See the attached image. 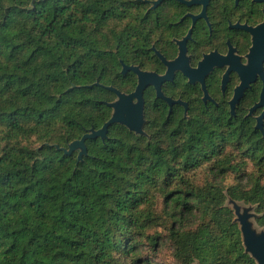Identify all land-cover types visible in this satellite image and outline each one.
<instances>
[{
	"label": "trees",
	"instance_id": "obj_1",
	"mask_svg": "<svg viewBox=\"0 0 264 264\" xmlns=\"http://www.w3.org/2000/svg\"><path fill=\"white\" fill-rule=\"evenodd\" d=\"M158 1L0 0V264H260L226 205H254L264 228L253 118L169 113L148 91L140 129L72 147L111 119L113 89L134 92L125 67L163 47Z\"/></svg>",
	"mask_w": 264,
	"mask_h": 264
},
{
	"label": "flooded vegetation",
	"instance_id": "obj_2",
	"mask_svg": "<svg viewBox=\"0 0 264 264\" xmlns=\"http://www.w3.org/2000/svg\"><path fill=\"white\" fill-rule=\"evenodd\" d=\"M164 1H168L163 12L168 26L164 45L160 50L152 46L147 67L137 66L142 71L171 76L160 84L163 97L150 83L142 91V100L149 91L154 99L165 103L169 113L179 107L184 114L193 102L206 108L222 104L232 116L244 114L242 118L251 117L254 126L262 128L264 0ZM183 51L184 57L176 65L167 64ZM186 69L196 71L187 75ZM135 75L136 90L140 79Z\"/></svg>",
	"mask_w": 264,
	"mask_h": 264
},
{
	"label": "water",
	"instance_id": "obj_3",
	"mask_svg": "<svg viewBox=\"0 0 264 264\" xmlns=\"http://www.w3.org/2000/svg\"><path fill=\"white\" fill-rule=\"evenodd\" d=\"M160 0L157 2L159 3ZM184 57V51L181 53L180 57L172 62H167L169 66H174L177 64L180 59ZM126 70H133L139 75V84L136 88V90L130 94H123L118 90L113 89L119 96V100L113 104L115 108V112L110 120H108L102 128L94 131L91 134L85 135L81 140L74 141L72 144V147L76 144H80L82 146L85 145V139L87 137L95 138L98 136H104L106 135L108 131V127L112 125L113 123H123L126 126H128L131 129L137 130L140 129L142 126L143 118H142V91L145 89L150 83L154 84L157 88L158 95L160 97H163L161 91H160V84L167 80L171 74L168 73L163 76H159L157 74L142 71L138 67H131L126 66L124 71ZM187 75H191L190 73H193L196 71V69H186L184 70ZM244 84H242L241 87H243ZM237 95L235 96V99H237ZM264 97V92L262 95V101ZM134 99H137V102H134ZM169 100V103H172L173 101L171 99ZM242 232L245 236V246L247 247L248 251L257 259V261L260 264H264V239L263 238H255L253 233L248 230L246 226L243 227Z\"/></svg>",
	"mask_w": 264,
	"mask_h": 264
},
{
	"label": "rangeland",
	"instance_id": "obj_4",
	"mask_svg": "<svg viewBox=\"0 0 264 264\" xmlns=\"http://www.w3.org/2000/svg\"><path fill=\"white\" fill-rule=\"evenodd\" d=\"M200 176L203 174L200 171ZM226 205L231 208L235 214V222L238 224L239 229L243 230L246 226L250 230L255 238L264 239V228L257 225L255 221V206L252 204L245 203L243 201H238L232 198H227ZM245 236L242 232V241L244 244ZM153 264H177L174 261L173 256L169 251L163 250L157 258H154ZM194 264H199L195 262Z\"/></svg>",
	"mask_w": 264,
	"mask_h": 264
}]
</instances>
